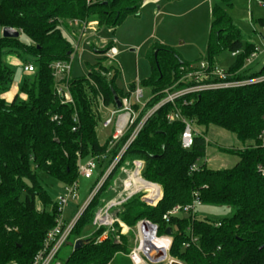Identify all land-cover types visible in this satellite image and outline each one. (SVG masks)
Segmentation results:
<instances>
[{
  "label": "trees",
  "instance_id": "1",
  "mask_svg": "<svg viewBox=\"0 0 264 264\" xmlns=\"http://www.w3.org/2000/svg\"><path fill=\"white\" fill-rule=\"evenodd\" d=\"M144 1L1 0L0 27L16 28L21 34L19 38L0 37V264L32 262L58 216V203L41 182L40 173L63 186L78 181L81 161L109 150V139L101 144L96 134L98 99L114 106V93L121 99L136 88V83L130 84L127 92L118 88L119 68L105 65L106 58L98 56L86 75L62 80L73 98V103H64L57 93L51 64L71 61L74 48L63 36L60 20L88 23L95 19L98 27L115 29L129 13L138 14ZM232 3L215 0L212 6L205 59L188 62L172 48H152L148 55L151 75L139 81L140 86L151 89V97L139 120L166 97L167 90L218 81L211 71L217 66L215 58L225 51L237 53L236 62L226 70L229 80H262L190 92L162 104L145 121L120 162L133 166L134 161H143L142 177L160 185L162 195H132L119 207V219L129 227L150 221L157 226V235L159 224L160 235L170 227L169 255L184 264H264V144L260 139L264 130V65L258 70L246 65L256 44L246 42L227 12L225 6ZM260 23L264 26V20ZM113 47L107 44L96 53L105 55ZM5 51L17 53L24 59L23 66L33 63L35 67L23 77L10 102L1 97L14 83V71L5 61ZM202 61L208 64L202 80L185 77L198 70ZM176 109L194 127L215 125L234 133L243 144L250 140L253 144L219 147L222 152L238 156L232 167L214 169L205 162L200 164L209 142L204 134L196 132L191 147L184 148L181 134L185 123L167 118ZM54 116L57 119L53 120ZM131 131L110 150V158ZM118 170L83 210L70 238H83L86 243L73 250L65 264H109L116 253L130 251L128 234H120V222L108 230L103 241L99 238L107 229L93 226L102 198L109 194V182ZM160 187L152 185L151 189L160 191ZM194 193L201 204L227 205L233 209L232 214L215 220L199 218L197 212L194 216L163 219L175 205L191 203Z\"/></svg>",
  "mask_w": 264,
  "mask_h": 264
},
{
  "label": "rangeland",
  "instance_id": "2",
  "mask_svg": "<svg viewBox=\"0 0 264 264\" xmlns=\"http://www.w3.org/2000/svg\"><path fill=\"white\" fill-rule=\"evenodd\" d=\"M261 1L264 0H233L232 5L225 6V8L245 36L246 42H256V46L264 53V40L262 38V36L264 37V26L260 23L261 19L264 20V4L261 5ZM214 2L215 0H146L139 9L138 14L129 13L115 29L98 27L97 23H95L97 21L92 19L87 23L86 29L83 30L82 24L70 26V20L61 19L59 22L61 32L74 48L70 62L72 67L70 76L74 78L83 77L89 71V65L94 63L98 56H102L106 58L105 65L112 64L119 68L120 74L117 77L116 84L118 88L127 92L130 84H137L151 75L148 55L155 46L172 48L188 62H198L199 59H205L208 55V40L212 22L211 12ZM2 35L3 32L0 27V37ZM107 44H112L117 49L113 58L106 54L98 55L96 53V50L102 49ZM215 60L217 67L227 70L236 62L237 57L233 56L230 51H225L218 55ZM5 61L14 71V84L20 86L21 79H23L24 59L18 57L15 52L5 51ZM263 65L264 59L262 58L258 63L250 64L255 70L260 69ZM141 89L144 92L142 101L146 102L151 97V89L144 85H141ZM176 91L178 90L170 89L166 96ZM98 104L100 117L96 126V134L100 143L104 144L109 139L111 128L104 127L103 121L111 116L112 105H104L100 98L98 99ZM195 128L198 133H200V130L208 138L209 142L207 155L200 160V164H203L207 159L209 160L207 163L214 168L232 167L236 164L239 160L238 156L219 150L220 146L243 147L242 142L237 139L234 133L215 125L209 126L208 130L205 127L196 126ZM89 158L91 156L85 158L83 163ZM220 158L233 162H226L221 166L219 164L216 165V159ZM108 162V160H96V169L92 178L86 179L79 176L77 196L69 199L68 205L63 212L67 221L71 220L79 209L86 205L102 171L107 168ZM119 165L118 168L120 169L123 164L119 163ZM125 179H127V175L120 170L112 177L107 188L109 194L102 198L101 202L103 203L101 206L121 193ZM40 180L54 201L60 194L65 192L61 183L42 172L40 173ZM142 181L141 179L138 182L141 183ZM115 184L117 186L116 190L110 188L114 187ZM148 187L151 188L152 185L148 184ZM160 192L161 190H152V193ZM47 209L50 208L48 207ZM232 212L233 209L227 205L200 204L197 208L199 218L210 220L230 216ZM122 224L120 234H128L130 251L127 254L123 252L116 253L109 264H133L131 253L135 249H137V252L142 245L139 222L133 227H129L125 223ZM94 227L97 228L96 226ZM160 230L161 225L159 224V236L156 230L157 237L169 240L170 244L172 237L167 234L160 235ZM103 235L108 236V234ZM74 242L70 238L61 248L58 258L62 263H65L73 251ZM140 254L143 256L145 264H153L147 260L143 252Z\"/></svg>",
  "mask_w": 264,
  "mask_h": 264
},
{
  "label": "built area",
  "instance_id": "3",
  "mask_svg": "<svg viewBox=\"0 0 264 264\" xmlns=\"http://www.w3.org/2000/svg\"><path fill=\"white\" fill-rule=\"evenodd\" d=\"M261 5L264 4V1L260 2ZM79 25L80 23L76 20L70 21V25ZM115 51L111 48L106 55L113 58L115 56ZM262 53L261 49L256 46L255 50L252 54L247 58L246 65L252 64L254 60L258 57V55ZM237 53H232L235 56ZM71 61H63L58 60L51 64V68L53 69V73L55 79L57 81V93L60 95L64 103H73V98L68 90V87L65 83H62L64 78L70 76L71 72ZM199 69L195 71H190L187 76L189 78H195L197 80H202L204 77L205 69L208 67L206 61H202L198 65ZM23 70L25 73H32L35 71V67L33 63H27L23 66ZM211 74L218 77V81L213 83H198L196 85L186 87L182 90H178L176 92L168 94L159 104H157L154 108L148 110L145 115L139 120L141 112L146 105V102L142 101L144 97V92L141 89L139 83L136 84V88L130 92L129 95L124 96L121 98L122 106L120 109L116 107V105L112 106L111 116L103 121V126L106 128H111L110 136H109V150L101 155L92 156L91 158L87 159L83 163V159L79 165V176H82L86 179L92 178L95 169H96V160L98 161H109L107 168L103 171L102 176L100 177L96 187L92 190L90 194V199L86 202V205L90 202V200L94 197V195L98 192L100 187L104 184V182L108 179V177L112 174L116 168H118L120 161L122 160V156L129 145L134 141L138 133L144 126L145 121L164 103L171 101L174 102L179 96H182L186 93L190 92H199L204 89H211V88H228L233 86H239L251 82H257L262 80V78H255V79H246V80H229L228 77L230 74L227 73L226 70L220 69L219 67H215L212 69ZM168 92V90L166 91ZM102 100V98H100ZM103 102V100H102ZM138 106V109L135 106ZM169 121L181 120L185 123V128L181 134V142L182 146L186 149L190 148L193 142L194 134L197 132L195 127L192 123L187 120L184 116H182L180 110H172L168 114ZM53 120L57 119V116L52 118ZM139 120V121H138ZM132 129L130 134L128 135L126 141L117 152V154L110 158V150L115 148L120 141L124 138V136L128 133V131ZM260 139L264 144V130L260 135ZM144 167V162L137 160L133 162V166L129 165V162H126L120 167V171H123L127 175V179L123 181V188L121 193H119L114 198L106 201L103 206L98 208L93 224L97 228L105 227L107 231L104 234H108V230L114 229V224L116 222H120L121 220L118 217V214L115 216L113 215V211L119 208L124 202H126L132 195L143 192L145 193V197L152 193V189L149 187H145L140 185L136 178L142 179L146 183H150L152 185H157L155 183L149 182L142 177V169ZM196 168V167H195ZM118 170V171H119ZM159 186V185H157ZM160 187V186H159ZM64 193L60 194L56 199L58 203V216L56 219L55 226L51 228L47 236L44 240L43 247L37 252L34 259L29 264H65L62 263L58 256L61 248L65 245V243L69 240L70 235L80 218L85 206H82L79 211L71 218V220L67 221L64 217V209L68 205V201L71 198H75L77 195L78 189V181L73 182L72 184L63 186ZM113 190L117 189L115 184L114 187H110ZM161 190V188H160ZM162 195V190H161ZM161 197V196H160ZM159 197V198H160ZM148 201V200H147ZM201 204V200L199 199L197 193H194L193 200L191 203L186 205L177 204L169 211H167L163 215V219L168 221L172 216H181L182 214H191L192 216L195 215L197 212L198 206ZM123 226V224H122ZM139 226L140 223H139ZM159 232V230H158ZM136 250L132 251L131 257L134 260V255L136 254ZM136 263V262H135ZM11 264H18L17 262H13ZM136 264H144V263H136Z\"/></svg>",
  "mask_w": 264,
  "mask_h": 264
},
{
  "label": "bare ground",
  "instance_id": "4",
  "mask_svg": "<svg viewBox=\"0 0 264 264\" xmlns=\"http://www.w3.org/2000/svg\"><path fill=\"white\" fill-rule=\"evenodd\" d=\"M136 180L139 181L141 179L136 178ZM148 184L150 183H146L144 181L141 182V185L145 187H148ZM156 230H157V226L155 224H152L150 221H147L146 224L140 226V239L142 245L141 248L134 255V260L136 263L145 264L144 258L140 254L141 252L146 253L148 256L155 259L157 256H159L160 253L159 249L157 248H164L168 251L171 243L169 244V240H166L165 238L157 237ZM168 260L169 259H166L153 264H159V263L169 264Z\"/></svg>",
  "mask_w": 264,
  "mask_h": 264
},
{
  "label": "water",
  "instance_id": "5",
  "mask_svg": "<svg viewBox=\"0 0 264 264\" xmlns=\"http://www.w3.org/2000/svg\"><path fill=\"white\" fill-rule=\"evenodd\" d=\"M2 32H3L2 37H4V38H19L20 34H21L18 29L12 28V27H3ZM114 102H115L116 107L118 109H120L122 106V103H121V99L119 98V96L116 93H114ZM118 212H119V208H117L113 211V215L116 216L118 214ZM139 223H140V225H144L147 223V221L142 220ZM165 233L167 235H171L172 234L171 228L168 227L166 229ZM105 238H106V236L103 235L99 238V241H103ZM85 243H86V240L83 238L75 240L73 250H77V249L82 248L85 245ZM171 244H172V239H171ZM171 244H170V247H171ZM170 247H169V249H170ZM157 249H159L160 253H159V256H157L155 259L151 258L146 253H144L145 256L147 257V259L151 263H157V262L169 259L168 260L169 264H184L180 260L173 258L172 256H169V252L166 249H164V248H157Z\"/></svg>",
  "mask_w": 264,
  "mask_h": 264
},
{
  "label": "crops",
  "instance_id": "6",
  "mask_svg": "<svg viewBox=\"0 0 264 264\" xmlns=\"http://www.w3.org/2000/svg\"><path fill=\"white\" fill-rule=\"evenodd\" d=\"M146 1V0H145ZM144 1V2H145ZM95 23H97V22H95ZM82 24V27H83V30L84 29H86V27L88 26V24L87 23H80V25ZM73 25H76V24H73ZM71 26V25H70ZM262 38H263V40H264V37L262 36ZM255 44H256V42H254ZM257 45V44H256ZM113 49H114V51L115 52H117V49L115 48V47H113ZM98 56V55H97ZM261 58L262 59H264V53H260L259 55H258V57L256 58V60H254L253 62H252V65H253V63H258L260 60H261ZM250 66V65H249ZM251 67V66H250ZM255 70V69H254ZM27 73H25L24 72V70H23V77L26 75ZM22 80V79H21ZM18 91H19V85L17 84H12V86H11V88H10V90L9 91H7L6 93H3L2 95H1V97H3V98H5L7 101H11L12 99H13V97L18 93ZM199 127V126H198ZM196 129V128H195ZM207 130H208V128H206ZM199 132L200 133H202L200 130H199ZM207 139V141H208V138H206ZM251 143H253L252 142V140H250V141H247L245 144H243L242 143V145H243V147H244V145H248V144H251ZM243 147H241V148H243ZM235 148V147H234ZM229 154V153H228ZM206 155H207V149H206ZM232 155H234V154H232ZM219 160V161H218ZM207 162H209V160L207 159L206 161H205V163L207 164V166L208 167H211ZM214 162H215V160H214ZM226 162H233V161H230V160H227V161H225V160H223V159H216V165L217 164H219L220 166L221 165H223V163H226ZM211 168H214V167H211ZM220 168H229V167H220ZM214 169H219V168H214ZM158 185V184H157ZM160 186V185H159ZM161 188V187H160ZM161 193V192H160ZM132 258V257H131ZM133 259V258H132ZM133 264H136L135 263V260H133Z\"/></svg>",
  "mask_w": 264,
  "mask_h": 264
}]
</instances>
